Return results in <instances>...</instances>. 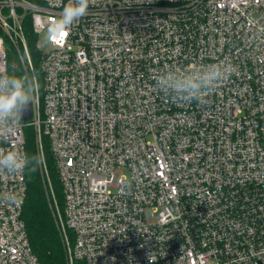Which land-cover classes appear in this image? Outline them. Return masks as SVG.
I'll use <instances>...</instances> for the list:
<instances>
[{
	"label": "built area",
	"instance_id": "1",
	"mask_svg": "<svg viewBox=\"0 0 264 264\" xmlns=\"http://www.w3.org/2000/svg\"><path fill=\"white\" fill-rule=\"evenodd\" d=\"M67 3L0 0V74L14 53L40 84L0 148L25 152L32 127L49 181L47 138L65 264H264V0H94L61 30ZM221 61L229 75L199 101L155 86L161 70ZM26 189L24 171L0 174V264H41Z\"/></svg>",
	"mask_w": 264,
	"mask_h": 264
},
{
	"label": "clouds",
	"instance_id": "2",
	"mask_svg": "<svg viewBox=\"0 0 264 264\" xmlns=\"http://www.w3.org/2000/svg\"><path fill=\"white\" fill-rule=\"evenodd\" d=\"M91 3L94 0H68L57 26L67 30L87 13ZM228 75L225 61L193 69L168 68L155 75V86L173 102L191 103L213 92ZM39 90V80L34 75L0 74V128L18 122ZM42 164L43 160L38 156H29L19 149L0 148V174L15 176L25 170H35ZM4 199L15 202V195L6 193Z\"/></svg>",
	"mask_w": 264,
	"mask_h": 264
},
{
	"label": "trees",
	"instance_id": "3",
	"mask_svg": "<svg viewBox=\"0 0 264 264\" xmlns=\"http://www.w3.org/2000/svg\"><path fill=\"white\" fill-rule=\"evenodd\" d=\"M22 28L34 70L38 73L37 37L28 16L22 21ZM11 59L14 62L10 61ZM8 68L10 74L24 75L14 53L9 58ZM24 136L25 153L29 156H38L32 127L24 128ZM42 148L49 181L40 166L35 170L24 171L27 189L21 217L29 244L38 261L41 264H65L61 232L56 222L57 211H61L63 205L62 186L45 136H42Z\"/></svg>",
	"mask_w": 264,
	"mask_h": 264
},
{
	"label": "water",
	"instance_id": "4",
	"mask_svg": "<svg viewBox=\"0 0 264 264\" xmlns=\"http://www.w3.org/2000/svg\"><path fill=\"white\" fill-rule=\"evenodd\" d=\"M32 115V105H29L28 110L22 114L21 120L26 121Z\"/></svg>",
	"mask_w": 264,
	"mask_h": 264
},
{
	"label": "rangeland",
	"instance_id": "5",
	"mask_svg": "<svg viewBox=\"0 0 264 264\" xmlns=\"http://www.w3.org/2000/svg\"><path fill=\"white\" fill-rule=\"evenodd\" d=\"M40 45H41V48L44 49L45 46H44V44H43L42 42L40 43ZM10 61H13V60L11 59ZM13 62H14V61H13Z\"/></svg>",
	"mask_w": 264,
	"mask_h": 264
},
{
	"label": "snow or ice",
	"instance_id": "6",
	"mask_svg": "<svg viewBox=\"0 0 264 264\" xmlns=\"http://www.w3.org/2000/svg\"><path fill=\"white\" fill-rule=\"evenodd\" d=\"M62 35H65V33H62Z\"/></svg>",
	"mask_w": 264,
	"mask_h": 264
}]
</instances>
